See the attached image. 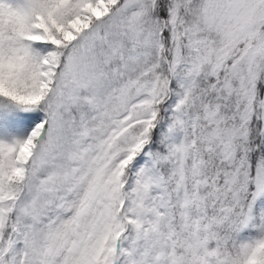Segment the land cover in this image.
<instances>
[{
    "label": "snow or ice",
    "instance_id": "snow-or-ice-1",
    "mask_svg": "<svg viewBox=\"0 0 264 264\" xmlns=\"http://www.w3.org/2000/svg\"><path fill=\"white\" fill-rule=\"evenodd\" d=\"M0 264H264V0H0Z\"/></svg>",
    "mask_w": 264,
    "mask_h": 264
}]
</instances>
